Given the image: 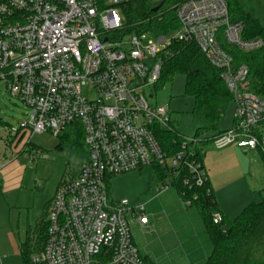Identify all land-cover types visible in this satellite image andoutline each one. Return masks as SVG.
I'll return each instance as SVG.
<instances>
[{
    "label": "built area",
    "instance_id": "2783aa9c",
    "mask_svg": "<svg viewBox=\"0 0 264 264\" xmlns=\"http://www.w3.org/2000/svg\"><path fill=\"white\" fill-rule=\"evenodd\" d=\"M135 1L0 0V81L29 110V121L9 130V137L27 135L30 143L34 135L59 139L69 131L83 136L91 152L78 174L57 188L47 243L33 263L145 264L132 226H149L146 205L110 199V179L166 165L170 175L159 194L184 171L189 190L209 182L196 151L205 139H184L183 150L169 156L158 133L174 131L171 113L149 103L154 97L148 91L158 84L174 42L196 45L233 97L234 127L214 136L210 146L264 154V136L258 137L264 99L243 91L249 69L235 66L219 42L252 53L264 47L263 39H244L245 26L231 22L225 0H187L173 8L179 33L154 40L152 32L133 30L120 14ZM85 89L95 98L86 99ZM181 199L192 207L198 196ZM213 219L219 224L222 216Z\"/></svg>",
    "mask_w": 264,
    "mask_h": 264
},
{
    "label": "rangeland",
    "instance_id": "374dc122",
    "mask_svg": "<svg viewBox=\"0 0 264 264\" xmlns=\"http://www.w3.org/2000/svg\"><path fill=\"white\" fill-rule=\"evenodd\" d=\"M160 1L151 2L156 6ZM260 1L264 4V0H250L249 5L264 24V5L260 8ZM120 14L127 24L126 12L120 11ZM179 31L180 27L167 37L174 38ZM149 37L156 40L154 33ZM185 86V77L177 76L171 84L158 90L150 89L148 96L152 94L154 98L149 99V103L169 109L173 130L184 139H193L203 124L193 116L194 101L185 97ZM84 96L88 100L95 98L89 89L84 90ZM235 111L236 106L232 102L219 124V130L232 128ZM28 113L29 110L24 104L13 98L6 91L5 84L0 81V136H4V129L7 134L11 129H21L29 121ZM260 130L262 133L258 132V137L264 136V122L260 125ZM213 134L215 133H207L200 139L213 137ZM25 136L24 142L28 140L27 135ZM63 136L58 139L51 134L34 135L26 150L15 157L14 173L4 180V186L2 185L0 190V255L7 258L5 264H23L18 255V245L24 241L28 231L36 227L57 188L63 182L74 178L82 164L90 158L91 152L83 136L69 131ZM233 148L238 149L231 146L225 151L210 146L207 150L209 160H206V168L212 171V177L217 185L235 190L234 201L230 196L222 201L224 211H227L231 220L240 216L249 205L259 203L260 194L264 192L263 153L255 151L258 153L244 154L246 156L244 157L238 153L227 152ZM31 154L34 155V160L31 159ZM162 183L150 166L141 172L113 177L109 181L110 199L114 201L126 199L132 204H137L144 198L149 187H152L149 194L151 197L154 194L153 187L160 188ZM5 187L8 188L7 191ZM15 187L16 190L13 189ZM175 191L171 188L168 194L174 196ZM166 195L167 193L164 196ZM164 200L169 199L165 197Z\"/></svg>",
    "mask_w": 264,
    "mask_h": 264
},
{
    "label": "trees",
    "instance_id": "16d2710c",
    "mask_svg": "<svg viewBox=\"0 0 264 264\" xmlns=\"http://www.w3.org/2000/svg\"><path fill=\"white\" fill-rule=\"evenodd\" d=\"M151 1L137 0L127 5V20L133 30L150 31L159 36L168 35L180 27L173 8L187 0H161L156 6H153ZM225 1L231 22L244 24V39L261 38L264 41V25L248 13L239 0ZM219 42L222 49L232 56L235 66L245 65L249 69L247 81L242 86L243 91L264 99V47L252 53H243L228 46L222 38ZM162 61L161 77L155 88L158 90L173 83L177 76L185 77V97L194 101L193 116L203 124L194 139H200L211 132H216L217 135L223 133L219 131V124L226 116L233 97L227 90L221 73L206 61L194 44L174 42ZM63 137L62 135L59 139ZM158 137L169 156L183 150L185 140L177 132L160 131ZM212 138L205 139V142L202 141L196 147L202 162L204 148L210 145ZM153 169L156 177L162 181L170 175L166 165L153 166ZM186 177L188 172L184 171L173 180L172 186L185 200H192L194 195L198 196L192 207H196L202 215L212 246V253L206 264H264V192L260 194L259 203L249 205L240 216L231 220L221 214L209 182L204 188L189 190L183 185ZM52 202L53 200L47 204L45 213L36 227L28 231L24 241L19 245L23 264H36L32 261L33 256L45 248ZM217 213L222 216L219 224H215L213 219ZM142 259L148 264L144 258ZM100 264L108 263L102 260Z\"/></svg>",
    "mask_w": 264,
    "mask_h": 264
},
{
    "label": "crops",
    "instance_id": "0c3cea01",
    "mask_svg": "<svg viewBox=\"0 0 264 264\" xmlns=\"http://www.w3.org/2000/svg\"><path fill=\"white\" fill-rule=\"evenodd\" d=\"M239 1L254 19L264 25L261 21V17H258L253 13L254 11L249 5V3H251L250 0ZM262 5L264 4L260 1V8ZM234 124L235 118L232 128L234 127ZM228 130L219 131L225 132ZM258 132L262 133L260 127ZM213 133H215L213 134V137L217 135L216 132ZM24 138L26 137L19 136L17 138H10L6 129H4V136H0V190L2 189V185L4 186V180L14 173L13 166L16 163L15 157L22 154L27 146L30 145L28 140L25 142L23 141ZM207 138H212V136ZM209 147L210 145H207L204 148L203 160L205 167H207L206 160H209L207 153ZM229 148L230 147L224 150L226 151ZM227 152L238 153L244 157H246L244 154L250 155L258 153L239 148H233ZM206 170L219 210L223 216L229 218L227 211H224L225 208L222 206V201L228 199V196L234 201L235 190L219 187L212 177V171L207 168ZM151 188L152 187H149L141 202H137V204L134 203V205L145 204L150 219V224L147 227H142L137 223L132 226L133 241L137 246L140 255H142L148 264H206L212 253V246L199 210L196 207H185L183 200L176 191L177 196L168 194L171 189H169L166 192L167 195L164 196L166 193H162V195L158 193L159 186L155 188L153 187L154 194L150 197L149 194ZM13 189L16 190V187ZM7 190L8 188L5 187V191ZM162 197H168L169 200L163 201ZM18 255L20 256L19 245ZM6 260L7 258L5 256L0 255V264H5Z\"/></svg>",
    "mask_w": 264,
    "mask_h": 264
}]
</instances>
